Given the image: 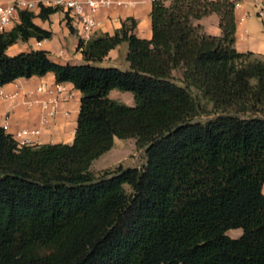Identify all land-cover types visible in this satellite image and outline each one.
Masks as SVG:
<instances>
[{"label":"trees","instance_id":"1","mask_svg":"<svg viewBox=\"0 0 264 264\" xmlns=\"http://www.w3.org/2000/svg\"><path fill=\"white\" fill-rule=\"evenodd\" d=\"M39 9L0 33V87L51 73L80 92V107L71 144L19 147L0 127V264H264V61L236 51L235 3L153 2L149 40L130 19L79 41L78 65L42 50L6 54L52 37L33 20L59 8ZM213 14L220 37L194 25ZM122 43L128 70L95 65ZM191 89L213 118L193 121L205 110ZM115 138L135 140L146 163L95 176Z\"/></svg>","mask_w":264,"mask_h":264},{"label":"crops","instance_id":"2","mask_svg":"<svg viewBox=\"0 0 264 264\" xmlns=\"http://www.w3.org/2000/svg\"><path fill=\"white\" fill-rule=\"evenodd\" d=\"M11 0H0V3L6 4ZM36 5L42 4L45 7H51L52 0H33ZM131 5L121 6L110 10L100 9L95 13V19L99 25L93 30L87 43L104 34L113 35L119 31L123 23L129 24L132 19L136 23L133 34L139 39L149 40L152 36L150 12L152 2L150 0H121ZM216 1V0H211ZM235 3V43L234 47L238 53H253L257 58L264 61V19H260L257 13L264 0H231ZM39 7L34 14L39 13ZM18 22V16L17 20ZM34 24L44 30L50 31L52 37L41 42L34 38L27 42L18 41L10 46L6 54L14 56L22 52L31 50H42L49 53L50 59L58 64L78 65L84 62L80 50H77L78 42L81 41V29L76 19L60 9L50 15L48 20L42 21L38 17L34 18ZM199 25L203 33L209 36L220 37L219 18L213 14L194 22ZM11 29V27H10ZM128 46L122 43L115 49L108 52L100 64L105 66H116L123 64V70L129 69V63L126 61ZM119 68V67H117ZM40 84L52 86L56 84L53 74L48 73L43 77H32L30 79H17L12 83L0 87V127L5 119L8 123L6 133L12 135L23 129L39 128L41 117V108L33 105L27 108L25 102H36L44 99L42 95L35 92ZM68 92H71L72 98L66 101H60L58 104V113L49 128H42L38 137L31 138L34 145L43 144H71L76 130L77 116L80 107L81 94L75 90L69 83H63ZM18 96L11 99H3L1 94ZM264 195V185L262 187ZM232 238V237H231Z\"/></svg>","mask_w":264,"mask_h":264},{"label":"built area","instance_id":"3","mask_svg":"<svg viewBox=\"0 0 264 264\" xmlns=\"http://www.w3.org/2000/svg\"><path fill=\"white\" fill-rule=\"evenodd\" d=\"M153 2H164L166 0H150ZM51 7H57L66 11L69 16L76 19L81 29V40L83 42L90 39L93 30L99 25L95 19V13L100 10H110L121 6H129L131 3H125L121 0H52ZM39 5L33 0H11L9 3H0V33L8 30L17 20L19 11H34ZM260 19H264V5L260 6L257 13ZM35 92L42 95L44 99L34 102H25L27 108L38 105L41 108V117L39 128L23 129L12 134V138L19 147L34 146L31 138L38 137L42 128H49L50 122L54 120L58 113V104L60 101H66L72 98L71 92L66 90L63 83H56L52 86L40 84L36 87ZM3 99H11L18 96L1 94ZM8 131L7 119L1 126Z\"/></svg>","mask_w":264,"mask_h":264},{"label":"rangeland","instance_id":"4","mask_svg":"<svg viewBox=\"0 0 264 264\" xmlns=\"http://www.w3.org/2000/svg\"><path fill=\"white\" fill-rule=\"evenodd\" d=\"M98 67H119V69H124L123 64H116V66H105V64L96 63ZM176 80L180 79V72L176 71L173 73ZM193 96L200 100L201 106L204 107L205 112L199 113L193 118V121L205 122L215 116L212 105L205 100H202L200 94L195 90L191 89ZM110 99L117 101L126 106H134L133 95L130 92H121L113 90L108 96ZM146 163L145 149H139L136 146L135 140L127 139H114L113 147L95 160L91 166V171L95 176H100L105 170H114L118 166L123 168H133L142 167ZM126 192L129 194L130 189L128 186L124 187ZM227 235L232 238H238L241 235V230H230Z\"/></svg>","mask_w":264,"mask_h":264}]
</instances>
